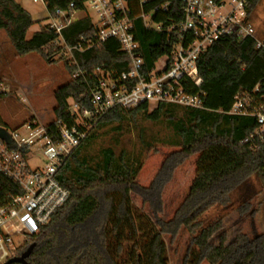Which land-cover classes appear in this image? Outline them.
Instances as JSON below:
<instances>
[{
    "label": "trees",
    "instance_id": "1",
    "mask_svg": "<svg viewBox=\"0 0 264 264\" xmlns=\"http://www.w3.org/2000/svg\"><path fill=\"white\" fill-rule=\"evenodd\" d=\"M85 1L46 0V11L53 16L56 10L67 11L73 4L74 10L83 12ZM130 3L131 14L138 15V1ZM165 4L168 10L157 12L153 21L165 27L179 24L183 20L181 0H149L143 10L149 12ZM262 6L264 0L249 4L253 26L254 14ZM34 25L38 29L28 39ZM0 31L16 57L36 53L48 63L64 61L60 54L65 47L59 45L55 33L42 21H34L16 0H0ZM132 32L144 69L152 68L169 53L170 43L164 32L146 29L141 19L134 22ZM95 34L88 16L72 21L61 33L66 46H80L81 50L73 51L76 65L65 63L72 79L54 92L56 106L50 130L59 124H74L69 100L91 108L88 93L96 80L90 75L97 69L117 76L128 67L129 59L120 51L119 43L114 39L98 43ZM76 73L84 76L74 77ZM198 73L203 109L161 103L148 113L149 106L143 104L129 110L114 108L96 123L58 172L69 198L29 243L35 247L28 264H169L164 238L173 242L182 230L190 234V245L197 249L195 264H264V234L251 238L238 231L227 243L222 219L205 221L213 208L229 206L234 194L238 198L237 213L254 216L252 202L264 190V134H257L255 118L228 114L238 93H248L256 101L264 98V48L255 49L250 39H220L200 56ZM139 115L148 122L166 124L173 133L167 144L178 149L164 161L148 187L136 182L141 163L125 151L116 155L112 148H106L95 164L81 156L97 129L116 124L115 129L120 131L126 120L137 125ZM13 130L0 119L1 141L8 143ZM194 155L198 156L196 174L188 194L173 216L164 220L163 186L173 170ZM21 194L19 185L0 173V204ZM131 195L140 198L142 207H149L151 217L133 205ZM216 236L217 244L213 242ZM189 251L183 264H187Z\"/></svg>",
    "mask_w": 264,
    "mask_h": 264
},
{
    "label": "built area",
    "instance_id": "2",
    "mask_svg": "<svg viewBox=\"0 0 264 264\" xmlns=\"http://www.w3.org/2000/svg\"><path fill=\"white\" fill-rule=\"evenodd\" d=\"M32 1L46 7V0ZM137 1L138 15L131 14L130 0H86L83 12L74 10V5L70 4L69 10H56L53 16L48 15L47 25L58 37L59 45L65 47L60 55L69 65H76L73 51L81 47L66 46L61 33L78 19V13L89 17L88 10L97 17V22L93 23L95 41L116 40L129 64L117 76L100 69L90 75L96 80L88 93L91 108L80 107L69 100L73 125L59 124L55 130H50L49 124L33 120L22 126L27 136L20 138L15 129L9 132L8 143L0 140V173L18 184L22 191L21 195L10 196L0 204V264L19 256L67 202L69 193L59 182L58 172L109 111L134 109L143 104L156 108L161 103L203 109L202 81L198 73L200 56L224 38L250 39L255 49L264 48L263 35L249 21L248 7L253 0H181L183 20L166 27L154 22L153 16L161 10L167 11L168 4L144 12L143 6L149 0ZM137 19H141L148 30L164 32L170 43L169 53L150 69H144V61L138 53L139 43L132 32ZM79 75L84 76L76 73L74 77ZM191 89L196 92L191 93ZM228 114L255 118L257 134H264V98L256 101L248 93H238ZM33 147L38 148L44 166L31 170L27 159Z\"/></svg>",
    "mask_w": 264,
    "mask_h": 264
},
{
    "label": "rangeland",
    "instance_id": "3",
    "mask_svg": "<svg viewBox=\"0 0 264 264\" xmlns=\"http://www.w3.org/2000/svg\"><path fill=\"white\" fill-rule=\"evenodd\" d=\"M34 20L48 23L46 7L43 3H34L32 0H16ZM89 11L92 23L97 22L96 15ZM78 13L77 18L83 17ZM256 29L264 36V6L254 14ZM38 25H34L27 33L29 39ZM66 61L48 63L38 54L33 53L25 57H16L4 32L0 31V119L10 129H18L20 138L28 135L23 124L37 121L42 125L50 124L54 120V92L72 79L65 68ZM155 108H148L151 113ZM116 124L102 127L94 132V139L82 149L81 156L86 157L90 164L98 163L102 151L112 148L116 155L125 151L130 158L141 163V169L136 182L143 187H148L160 171L164 161L178 149L170 147L167 141L173 137L172 131L166 124H154L146 121L142 115L138 116L137 125L126 120L122 130H116ZM147 145L150 147L148 148ZM38 148L33 147L27 159L31 170L44 166L43 159L38 156ZM194 155L173 170L170 179L162 189L163 213L162 219L168 220L174 211L187 196L191 183L196 174V161ZM132 203L138 209L151 217L148 206L142 207L141 200L136 195H131ZM256 209L254 216H240L237 213V194L232 196V202L225 208H213L205 215V221L213 222L221 218L222 232L226 235L227 243L233 241L236 233L241 231L249 237L264 234V190L252 202ZM190 234L182 230L177 238L170 242L164 238L169 264H183L187 250V264H195L197 249L190 245ZM213 242L217 244V236ZM201 264H208L202 262Z\"/></svg>",
    "mask_w": 264,
    "mask_h": 264
},
{
    "label": "water",
    "instance_id": "4",
    "mask_svg": "<svg viewBox=\"0 0 264 264\" xmlns=\"http://www.w3.org/2000/svg\"><path fill=\"white\" fill-rule=\"evenodd\" d=\"M34 247V244H30L19 256L9 259L4 264H28L27 259L33 252Z\"/></svg>",
    "mask_w": 264,
    "mask_h": 264
},
{
    "label": "crops",
    "instance_id": "5",
    "mask_svg": "<svg viewBox=\"0 0 264 264\" xmlns=\"http://www.w3.org/2000/svg\"><path fill=\"white\" fill-rule=\"evenodd\" d=\"M47 17H48V13H47ZM34 20V19H33ZM34 21H38V20H34Z\"/></svg>",
    "mask_w": 264,
    "mask_h": 264
}]
</instances>
